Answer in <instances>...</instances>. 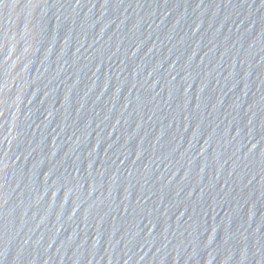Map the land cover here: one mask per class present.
<instances>
[{"label":"water","instance_id":"95a60500","mask_svg":"<svg viewBox=\"0 0 264 264\" xmlns=\"http://www.w3.org/2000/svg\"><path fill=\"white\" fill-rule=\"evenodd\" d=\"M0 264H264V0H0Z\"/></svg>","mask_w":264,"mask_h":264}]
</instances>
